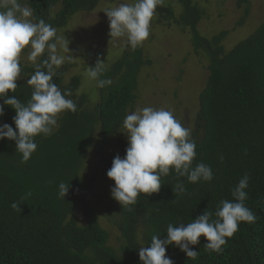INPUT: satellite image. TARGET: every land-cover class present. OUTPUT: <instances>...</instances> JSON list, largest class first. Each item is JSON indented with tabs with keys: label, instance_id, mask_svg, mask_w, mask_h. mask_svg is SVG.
<instances>
[{
	"label": "trees",
	"instance_id": "trees-1",
	"mask_svg": "<svg viewBox=\"0 0 264 264\" xmlns=\"http://www.w3.org/2000/svg\"><path fill=\"white\" fill-rule=\"evenodd\" d=\"M100 2L27 0L34 21L44 19L57 30L66 28L77 14L94 11ZM240 2L247 5L249 0ZM178 3L182 8L179 17L162 5L154 17L158 25L173 24L188 31L194 52L209 61V78L199 95L191 138L197 145L193 166L210 165L213 180L189 183L187 177L170 170L161 178L159 193L141 194L136 205L118 206L114 222L123 246L119 252L109 247V233L89 205L88 191L97 174L107 173L112 166L114 156H106L104 146L123 127L126 113L137 100V77L144 64L151 63L143 61L139 50L126 53L101 77L113 83L100 88L96 104L88 95L78 94V77L65 81L68 71L64 66L57 69L54 82L71 90L69 98L76 102L77 111L60 114L59 127L52 135L35 137L38 148L27 162H22L14 141H0V264H142L139 247L150 246L153 235L165 238L169 223H189L207 209L214 213L221 200L232 201V190L245 174L250 176L245 204L258 217L256 222H241L221 253L206 250L207 241L201 237L193 246L199 252L195 260L176 246H169L166 255L174 264H264V22L226 52L223 41L228 33L206 39L199 32L205 13L193 0ZM21 65L16 92L8 96L26 103L33 91L27 80L35 67L23 61ZM14 116L15 111L5 106L0 124L15 130ZM95 145L99 148L95 171L82 176L86 155ZM119 145L125 148L122 140ZM61 181L70 183L64 199L58 196ZM178 181L186 188L180 196L173 192ZM28 192L32 195L25 198ZM14 202L21 205V211L11 208ZM80 207L87 218L85 227L75 217Z\"/></svg>",
	"mask_w": 264,
	"mask_h": 264
},
{
	"label": "clouds",
	"instance_id": "clouds-1",
	"mask_svg": "<svg viewBox=\"0 0 264 264\" xmlns=\"http://www.w3.org/2000/svg\"><path fill=\"white\" fill-rule=\"evenodd\" d=\"M162 4L163 0H131L105 8L110 38H126L133 49L142 45L150 36L151 21ZM58 47L69 52V41L58 35L57 28L44 19L34 21L33 9L27 0H0V100L3 101L0 117L5 115V106L15 111V130L7 123L0 124V141L5 138L14 141L22 162H27L36 152L35 137L52 135L59 127L60 114L77 111L76 102L69 98L71 90L61 89L54 82L57 69L73 59L61 54ZM26 49L27 59L35 71L27 80L33 91L25 103L15 95L8 96V93L16 92L22 73V53ZM106 71L105 63L97 59L95 66L87 68L85 75L95 82L96 87L105 88L113 83L111 79L101 78ZM123 129L128 143L126 154L123 158L116 155L107 171V177L114 181L111 196L122 206L136 205L141 194L159 193L161 178L170 170L179 177H187L189 183L213 180L210 165L200 162L193 166L197 155L196 141L191 138V129L183 126L172 110L136 107L126 113ZM249 179L250 176L245 174L232 190L233 200H221L214 213L207 209L189 223H169L165 238L153 235L150 246L139 247L142 264H174L166 255L169 246L178 247L188 258L195 260L199 252L193 246L198 245L201 237L207 241L206 250L221 253L241 222L251 224L258 219L245 204ZM69 190L70 183L61 181L58 196L64 199ZM173 192L177 196L183 195L186 192L184 183L178 181ZM31 195L28 192L25 198ZM11 208L21 211L17 202L12 203Z\"/></svg>",
	"mask_w": 264,
	"mask_h": 264
},
{
	"label": "rangeland",
	"instance_id": "rangeland-1",
	"mask_svg": "<svg viewBox=\"0 0 264 264\" xmlns=\"http://www.w3.org/2000/svg\"><path fill=\"white\" fill-rule=\"evenodd\" d=\"M121 2L131 0H101L97 8L89 13H79L66 26L58 30V35L69 41V52L59 49L61 54L72 56L62 67H67L65 81L73 77L81 80L79 95H88L92 104L100 101V88L85 75L87 68L94 67L97 59L105 63L106 69L117 63L126 53L135 50L142 53L144 64L137 77V100L128 111L136 107H165L173 111L174 116L183 126L191 129V135L196 129V116L199 111V95L204 90L209 78V61L203 54H196L191 45L188 31L176 25H158L153 17L150 36L142 45L133 49L126 38L111 39L109 36V20L104 13L105 8L114 7ZM205 13L199 24V32L206 39H212L223 32L227 36L223 41L226 52L232 50L239 42L249 38L264 22V0H249L243 4L240 0H193ZM162 6L172 8L179 17L182 8L178 0H163ZM246 10L248 15L246 16ZM243 23L241 24V22ZM21 61L28 62L27 49L22 53ZM119 133L109 139L104 146L106 156L120 155L123 158L128 147L127 136ZM123 142L124 149L119 145ZM99 150L95 145L86 155L82 176H91L95 171ZM114 181L107 173L99 172L94 185L89 189V205L100 226L109 233V247L120 251L122 245L121 233L115 225L114 218L119 202L111 196ZM81 227L87 226V218L80 207L75 215ZM140 240L142 237L140 236Z\"/></svg>",
	"mask_w": 264,
	"mask_h": 264
}]
</instances>
